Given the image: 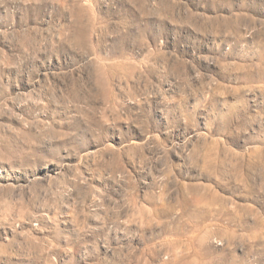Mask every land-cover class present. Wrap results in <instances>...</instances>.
I'll return each mask as SVG.
<instances>
[{
    "label": "rangeland",
    "instance_id": "1",
    "mask_svg": "<svg viewBox=\"0 0 264 264\" xmlns=\"http://www.w3.org/2000/svg\"><path fill=\"white\" fill-rule=\"evenodd\" d=\"M0 264H264V0H0Z\"/></svg>",
    "mask_w": 264,
    "mask_h": 264
}]
</instances>
